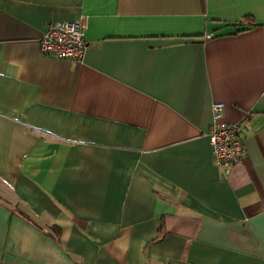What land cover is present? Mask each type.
<instances>
[{
	"label": "crops",
	"instance_id": "1",
	"mask_svg": "<svg viewBox=\"0 0 264 264\" xmlns=\"http://www.w3.org/2000/svg\"><path fill=\"white\" fill-rule=\"evenodd\" d=\"M0 264H264V0H0Z\"/></svg>",
	"mask_w": 264,
	"mask_h": 264
},
{
	"label": "built area",
	"instance_id": "2",
	"mask_svg": "<svg viewBox=\"0 0 264 264\" xmlns=\"http://www.w3.org/2000/svg\"><path fill=\"white\" fill-rule=\"evenodd\" d=\"M86 17L80 15L74 20L49 22L38 39L40 51L52 58L82 60L87 50L85 40ZM223 103L211 104V124L207 132L214 163L222 168L242 160L244 154L240 138V123L222 119Z\"/></svg>",
	"mask_w": 264,
	"mask_h": 264
},
{
	"label": "trees",
	"instance_id": "3",
	"mask_svg": "<svg viewBox=\"0 0 264 264\" xmlns=\"http://www.w3.org/2000/svg\"><path fill=\"white\" fill-rule=\"evenodd\" d=\"M241 138V137H240ZM242 139V138H241ZM160 229H161V231L159 230V236H161V235H163V233H164V223H163V221H162V224H161V226H160Z\"/></svg>",
	"mask_w": 264,
	"mask_h": 264
}]
</instances>
